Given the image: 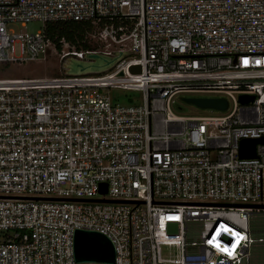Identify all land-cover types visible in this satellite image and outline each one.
<instances>
[{"label":"built area","instance_id":"2783aa9c","mask_svg":"<svg viewBox=\"0 0 264 264\" xmlns=\"http://www.w3.org/2000/svg\"><path fill=\"white\" fill-rule=\"evenodd\" d=\"M68 22L88 27L75 44L46 34ZM50 56L59 77H1ZM177 97L226 114L178 117ZM76 230L106 236L114 264H264V0H0V264H77Z\"/></svg>","mask_w":264,"mask_h":264},{"label":"water","instance_id":"95a60500","mask_svg":"<svg viewBox=\"0 0 264 264\" xmlns=\"http://www.w3.org/2000/svg\"><path fill=\"white\" fill-rule=\"evenodd\" d=\"M123 56L121 53L116 54L114 57L89 54L85 60L71 59L63 67L68 76L101 73L111 69ZM130 71L139 73V67H131ZM252 100V98L240 97L242 104ZM182 101L187 104H193L198 108L213 109L220 112L225 111L227 108V102L222 99L182 98ZM258 143H261V140H242L240 142V156L242 158H252L254 156V147ZM105 193V186H102L100 194L104 195ZM73 252L74 260L77 264H114L115 261V249L111 241L106 236L93 231H75Z\"/></svg>","mask_w":264,"mask_h":264},{"label":"rangeland","instance_id":"374dc122","mask_svg":"<svg viewBox=\"0 0 264 264\" xmlns=\"http://www.w3.org/2000/svg\"><path fill=\"white\" fill-rule=\"evenodd\" d=\"M8 28L16 33L34 34L43 29L40 22H30L25 27L19 24L9 25ZM55 56L47 57L46 61H38L35 63H27L23 65H13L9 67L1 76L5 79H36V78H53L63 74L62 66ZM110 98L113 103L118 102L122 106L141 105L142 95L139 92H125L120 90H110ZM173 114L178 117H219L226 113L213 110L198 108L193 104H187L182 101V97H177L171 103ZM176 225L168 226V233L177 234Z\"/></svg>","mask_w":264,"mask_h":264},{"label":"trees","instance_id":"16d2710c","mask_svg":"<svg viewBox=\"0 0 264 264\" xmlns=\"http://www.w3.org/2000/svg\"><path fill=\"white\" fill-rule=\"evenodd\" d=\"M88 27L80 23L68 22V23H48L46 25V34L53 40L64 38L70 43L79 40L80 35Z\"/></svg>","mask_w":264,"mask_h":264},{"label":"snow or ice","instance_id":"6c2138e0","mask_svg":"<svg viewBox=\"0 0 264 264\" xmlns=\"http://www.w3.org/2000/svg\"><path fill=\"white\" fill-rule=\"evenodd\" d=\"M237 236H239V233L236 234ZM223 251H225L226 254L231 255V251L229 249H222Z\"/></svg>","mask_w":264,"mask_h":264}]
</instances>
